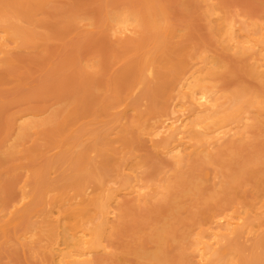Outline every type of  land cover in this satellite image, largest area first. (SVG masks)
<instances>
[{"label":"rangeland","instance_id":"374dc122","mask_svg":"<svg viewBox=\"0 0 264 264\" xmlns=\"http://www.w3.org/2000/svg\"><path fill=\"white\" fill-rule=\"evenodd\" d=\"M212 8L222 16L236 17L241 24L245 20L248 24L264 21V0H0V13L10 11L9 14H17L18 18L22 16L18 24L26 21L24 30L30 29L34 39L33 45L27 43L21 46L22 50H15L17 54L11 58L14 63L8 61L9 65L0 67L1 215L11 205L10 201L18 198L19 188L26 179L24 174L32 175L29 189L36 200L41 201L42 196L43 204L54 195L51 191L54 188L60 195L68 191L74 194L84 186L97 187L108 182L114 173L120 180L121 165L130 160L129 156L131 160L126 162L140 171L144 182L152 186V193L157 187L160 193L145 204L128 199L123 202L116 228L107 238L112 252L100 254L97 264H194L190 247L199 226L200 229L201 225L207 226L206 222L216 212L236 211L239 206L240 211L253 213L259 208L264 201L263 115L260 121L254 120L245 141L226 144L215 152L212 160L193 156L178 167L171 160L157 157L133 124L129 126L131 131L127 129L129 133L126 130L127 133L122 131L115 136L108 134L117 125V112L125 105L124 98L142 77L141 65L147 51L140 54L145 47L151 49V54L153 51L156 74L153 79L148 76L136 96L128 99H133L131 105H142V109H137L139 113L146 112L140 113L143 120H149L157 112L165 113L164 107L168 108L165 99L171 96L181 71L199 62L200 67L205 61L213 71L210 82L226 106L234 105L235 109L243 108L256 118L260 116L250 101L259 100L264 105V83L252 74L249 60L226 48L214 24L215 16L209 14ZM154 11L160 13L162 22L169 27L165 37L149 28L147 17ZM120 13H136L144 19L137 43L126 46L112 37L114 29L110 30V26L113 28L116 23L112 18ZM26 113L35 116L29 117L31 123L25 129L24 122L17 124L16 120ZM11 127L13 136L8 138ZM89 134L92 138H88ZM67 142L73 147L69 143L70 149L67 148ZM206 172L212 174L211 181L217 176L215 182L205 178ZM116 176L113 181L118 180ZM46 187L51 194L44 199ZM33 218L29 216L27 222L20 220L28 223L29 228L26 225L14 228L15 237L21 234L20 230L22 233L26 228L30 230L32 225L40 230L36 227L37 219ZM20 222L17 227L25 224ZM8 232L14 236L10 229ZM10 235L1 238L0 264H42L39 261L42 256L36 253L40 257L37 259L33 254L36 248L30 252L28 247L21 246L31 257L27 258L19 243L15 244L16 239L7 238ZM259 237L252 242L240 241L239 245H236L238 239L233 241L236 244L230 245L231 255H225L222 263L263 264L264 233Z\"/></svg>","mask_w":264,"mask_h":264},{"label":"bare ground","instance_id":"6f19581e","mask_svg":"<svg viewBox=\"0 0 264 264\" xmlns=\"http://www.w3.org/2000/svg\"><path fill=\"white\" fill-rule=\"evenodd\" d=\"M9 12H5L3 14L0 13V67H2L4 64L6 66L8 64V61H12V56H16L17 50H19L22 45L26 46L27 43L31 44V42L33 45L34 42V39L29 31L30 29H27L28 32L25 31L27 28V22L25 21L18 24V20L20 21V18L22 16L18 18L19 16H16L17 14L12 15L9 14ZM159 14H157V12L155 11L149 13L148 17L146 16L148 20L147 22L150 25L149 28H151L153 31H157L158 35L159 33H162L164 35L168 32L169 27L164 22H162V16ZM209 14L211 16H215L213 19L214 24H216L218 32L220 33L226 48L230 52H234L235 55H238V57L249 60L251 62L250 68L252 74L264 83V21L258 20V22L256 21V23L248 24L246 23L247 20H245V24H243L244 22L241 24V22L237 20L236 17L230 18V16H222L219 12L216 11V9L213 8L209 10ZM112 19H114L116 23H114L113 28L112 26H110V30L114 29L111 31L113 32V34H111L113 35L112 37L116 38L117 42H120L119 44L124 43L123 45L127 44L126 46H130L131 44H134V41L135 43H137V39L139 37L138 34L140 33L141 27L143 26L142 24H144L143 18H140V16L136 13H134V15H130L128 13H120V15L114 16ZM171 33H169V37L171 36ZM158 37L160 38V36ZM163 37H165V35ZM29 46L31 47V45H28L27 47ZM40 46L41 45L37 47ZM147 49L145 47L144 52L140 54L143 55L147 51L143 56V60L142 58L139 59L142 60V77L139 82L137 81V84L133 86L128 96H126L127 98L123 97L125 99V105L123 106L122 102L121 105L123 107L120 105L122 109L117 112V125L116 127L114 125L112 131L109 130L110 132H108V134L110 133V135L115 136L122 131L123 133H125L128 127L133 124L139 130L137 133H139L141 138L143 137V140H146V143L149 144V147L151 146V150L155 152L154 154H156L157 157L160 156V158L171 160L173 165L175 164L177 165L176 167H178L183 165L185 161L191 159L193 156H198L202 159L206 158V160L210 158L209 160H212L215 152L224 147L226 144L245 141L248 138L250 127L253 125L254 120L260 121L262 115L264 116V105L259 100L250 101L251 105L255 106L257 111L261 113H258L260 116H258L257 118L243 108L235 109L234 105L226 106V103L222 101L221 96L214 90L215 86L211 84L212 82H210V76H212L213 72L211 71L212 69H209L208 62L203 61L205 64L200 67L198 66L200 64L199 62V64H192V66H190L189 68L187 66V69H185V71H181L182 75L180 74L181 76L178 77L177 83L174 84L175 88L173 89V91H171V96L169 95V99H165V101H167L166 103L168 104V106L165 104L168 107L167 110L164 107V110L166 111L165 113L162 111L159 112L160 115L162 113L160 117L157 116V114L159 115L158 112L155 116L151 115V117L156 120L150 119L151 117L149 118V120L147 118V120H143L144 116L140 113L143 112V114H145L146 112L141 110L142 112L140 111L139 113V109H137L142 107V105L140 106V104L138 103H136V106L139 105V107L134 106L135 104L131 105L133 103L130 101H132L133 99L130 101L128 99L136 96L135 93L139 92L138 88H142L141 84L144 83L148 76L153 79L156 74L154 70L155 68H153L155 64L153 58L154 56L152 55L153 51L151 54V49ZM138 50L142 49L138 48ZM158 50L160 51V48ZM139 53L140 51L138 52V55ZM157 69L158 68H156V70ZM137 77L139 78V76ZM116 108L119 109V107ZM161 109L162 108H160V110ZM130 114L134 116V118ZM31 116H35V114L26 113L20 115L18 116L16 122L23 121L25 124H23V126L26 129L30 126L31 122L29 123L28 119ZM130 117L133 118L131 119L133 121H130ZM19 122H17V124ZM14 124H12L13 129L12 127L10 128V134L8 138H11L13 136L11 134V129L13 130L12 133H14ZM17 124L15 126H17ZM130 128L131 127H129V131H131L132 129ZM71 132H73V130ZM94 132L95 131H93V134ZM68 133L69 136L67 138L70 137V131ZM88 138L92 137L90 136ZM64 139H66V137H64ZM7 142H9V140ZM64 142H66V140ZM69 143L68 146L71 144ZM72 145L73 144H71V146ZM68 146L67 148L70 149V146ZM55 147L53 148V150H55ZM27 151H29V149L25 152ZM25 152L23 151V153ZM126 156L128 157V155ZM44 157H46V155ZM54 157H51V159H53ZM129 157L128 159L131 160V158ZM126 161L125 164L121 165V168L119 166L121 177L120 180L119 176L117 177L114 173V176L112 175L111 177L115 178L116 176L118 180L115 179L113 181V178H109L111 180H109L108 182H102L98 184L97 187L95 185H93L92 187L89 185L86 187L84 186V188H80L82 190H80L79 193H74V190V194H69L68 191L67 194L65 193L64 195L63 193L60 195L59 193H56L59 190L55 191L54 188L53 190H51L52 192L54 191V193H52L54 195H51L49 199H46L49 194V189L46 187L47 189H45L47 193L45 190H43L45 194L42 192L45 196L44 199H46L43 204H41L42 196L38 194L39 190H37L38 193H36L40 196L41 201H38L39 199L36 200V196L34 195V193L32 194V190L30 191L29 189V182L31 183V178L29 177H32V175H26L23 173L26 179L23 182L24 184L21 186V188H19L20 190L18 198L12 202L10 201L11 205H7L8 208H4L6 210L2 215L0 212V241L2 240L1 238H3L5 235H10V232H8V230L10 229L14 236L10 235L7 238L10 239L11 237V239H13L14 241L16 239L15 244L17 245L19 243L20 245L18 244V246H20V249L21 246H24V248L28 247L27 249H29L30 252H33L37 249V252H34L33 254L37 253L39 254V256H42H40L41 259H39L40 257L37 254L36 257L34 255V257L39 259V261H43H40L42 262V264H97L98 261H100V259L98 258L100 254H103L105 256V254L110 255V253L112 252V247L109 244L110 242L107 241V238L113 233V230L116 228V222L120 216V210L123 206V202L128 199L130 202H136L139 205L145 204L147 203V201L155 198L160 193L158 187L155 190V193H152V190L150 188L151 185L148 184V186L146 182H144L141 177L140 171L136 170V168L134 169V165L131 166ZM52 172L54 171H51V173ZM55 173L56 172H54V176H56ZM40 174L41 173H39V175ZM211 175L212 174H210L209 172H206L205 178L207 180H210V182H215V178L217 176L213 178V181H211ZM92 184L93 183H90V185ZM94 186L96 188H93ZM56 195L58 196L52 197ZM37 201L40 202L39 205H37ZM39 206L43 207L39 208ZM238 209L239 210L236 209V211L226 209L220 213L216 212V214H214L212 217L210 216V221L206 222L207 226L201 225V229L199 226V232H195V234H193L196 236H194V238L192 239L193 242L190 247L192 249V251L190 252H192L194 264H223L222 261H224V256L231 255L229 248L231 247L230 245L233 241L238 239L236 242L238 244L233 242V245H239L240 241L242 243L245 241H251L253 239L255 241V239L258 238L260 234L264 233L261 232L264 227V201H262V204L259 208L253 210V213L255 212V215L252 212L249 213L248 210L240 211L241 208H239V206ZM255 210L259 211L256 212ZM29 216L31 217V219L32 217L37 219L36 227L40 229L39 231L35 230L36 228H32L33 225L31 226L30 230L28 229L29 224L26 223V219H28ZM24 219L26 220V222H20V220L24 221ZM19 222L21 224H25H23L22 227H17L18 225L20 226ZM25 225L26 227H28L26 228L28 230L25 229L24 233H22V230H20L21 234L18 230L19 235L15 237L13 229L24 228ZM12 237H14L15 239ZM260 238H262V236L259 237V239ZM45 240L46 242H44ZM10 241H8V243ZM8 243L6 244L8 245ZM12 244L16 246L14 243ZM34 244H37L38 246H34ZM2 245L3 246L1 247L4 248V244ZM29 247H31V249ZM13 248L15 247H12V249ZM235 249L236 248H234L233 251ZM22 252L24 253V250H22ZM26 252L27 258L30 257L28 256L29 253L27 250ZM33 254H31V256ZM34 257L32 256V258Z\"/></svg>","mask_w":264,"mask_h":264}]
</instances>
